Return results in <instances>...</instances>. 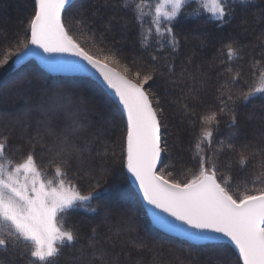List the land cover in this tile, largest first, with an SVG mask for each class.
Masks as SVG:
<instances>
[{"label": "trees", "instance_id": "1", "mask_svg": "<svg viewBox=\"0 0 264 264\" xmlns=\"http://www.w3.org/2000/svg\"><path fill=\"white\" fill-rule=\"evenodd\" d=\"M126 2L134 6L140 0ZM155 3L143 0V11L148 13ZM253 3L256 7H237L234 18L222 25L205 16L198 2L188 3L185 12L202 15L181 18L174 25L179 41L175 50L163 28L160 36L154 31L148 33L154 27L150 14L145 15L141 29L133 8L121 7L122 0H76L62 14L70 34L90 54L137 83L145 75L152 76L142 86L153 100L161 123L163 157L158 174H171L170 178L180 182L191 179L199 167L198 138L202 128L210 127L214 132L211 146L202 143L199 155L216 161L218 181L230 180L232 188L239 190L264 187L256 181L264 162V97L257 96L248 103L237 99L234 126L227 114L218 115V128L202 123L205 115L219 113L220 100L229 94L236 99L250 87L264 86L260 77L264 72V0ZM20 5L25 8L23 14L17 12ZM94 10L99 19L94 18ZM32 15L33 0H0V61L7 56V63L0 64V142L7 137L6 154L14 163L33 154L45 181L56 182L60 167L81 194L96 188L97 180L99 189H107L101 199L90 204L96 212L80 209L61 214L63 227L75 230L78 239L74 246L61 249L57 264H242L229 244L193 245L166 236L150 224L126 172L125 117L98 83L83 77H52L33 61L22 66L14 63L12 53L27 43L24 29ZM144 34L148 38L142 41ZM229 45L236 53L231 59ZM53 86L70 89L84 101L85 128L70 136L78 145L88 144L89 151L82 160L69 161L57 154L55 138L39 122L42 118L38 114L33 113L23 123L15 121L22 106L17 89L35 95L37 89ZM67 123L63 115L51 118L57 131ZM98 129L103 130L99 139ZM254 152L259 154L252 155ZM102 167L108 169L103 175ZM21 250L22 246L15 252L0 250V264H29L27 254L18 255ZM104 252L102 261L100 254Z\"/></svg>", "mask_w": 264, "mask_h": 264}, {"label": "snow or ice", "instance_id": "2", "mask_svg": "<svg viewBox=\"0 0 264 264\" xmlns=\"http://www.w3.org/2000/svg\"><path fill=\"white\" fill-rule=\"evenodd\" d=\"M190 2L195 3L196 0H156L155 6L149 8L148 13L143 11V0L134 6L122 0L121 7L133 8L141 29L145 15L150 14V23L154 27L148 33L154 31L160 36L163 28L175 50L179 41L174 33V25L181 18H200L202 15L196 11H184ZM73 6V0H33V15L24 29L27 43L19 51L12 53L15 57L14 63H21L30 56H38L52 70H87L79 61L61 58L63 54H68L80 58L95 69L119 98L126 113L125 166L138 183L147 204L166 214L154 213L156 222L193 240L220 239V236L211 234H222L238 249V259L243 264H264V187L239 190L232 188L230 180L218 181L216 161L207 155H199L202 143L207 142L211 146L214 132L210 127L202 128L198 138L196 158L199 167L191 179L180 182L170 178L171 174H158L156 166L162 152L161 123L158 110L153 107V100L142 86L152 76L145 75L140 83H133L114 67H110L108 62L86 51L73 38L64 22L62 14ZM237 7L250 8L256 5L253 0H214V20L221 25L229 23L234 18ZM147 38V34L142 35V41ZM228 48L231 59L236 53L231 45ZM6 63L7 56L0 61V64ZM136 75L139 77L140 74ZM260 77L264 83V72L260 73ZM223 87L222 85L221 88ZM16 94L20 95L22 106L15 121L23 123L33 113L38 114L42 118L39 122L55 138L57 154L65 155L69 161L72 158L82 160L84 153L89 151L88 144L78 145L70 136L85 128L83 121L86 119V109H82L84 101L70 89L61 86L39 88L35 95L17 89ZM257 96L264 97V86L250 87L236 99L229 94L226 100H220L219 113L205 115L202 123L216 124L218 128V115L227 114L234 126L237 99L248 103ZM156 104H159L158 99ZM60 115L68 123L61 131H57L51 125V118ZM102 132V129H98L97 139ZM3 140L4 142H0V250L15 252L18 246H22L18 255L27 254L30 257L29 264H57L61 249L74 246L78 239L75 230L63 227L61 214L66 215L80 209L96 212L90 204L93 200L101 199L107 189H99L100 181L97 180L96 188L87 195L81 194L78 187L66 179L67 173L60 167L56 169V182L45 181L36 166L33 154L29 153L22 162L14 163L6 154L7 137ZM224 143L221 141V146ZM227 147L231 148L232 145L228 144ZM244 162L245 157L242 155L240 163ZM261 169L256 181L264 184V180L260 179L264 177V162L261 163ZM107 171L103 167L100 169L101 175ZM100 258L105 260L106 252L101 253Z\"/></svg>", "mask_w": 264, "mask_h": 264}, {"label": "water", "instance_id": "3", "mask_svg": "<svg viewBox=\"0 0 264 264\" xmlns=\"http://www.w3.org/2000/svg\"><path fill=\"white\" fill-rule=\"evenodd\" d=\"M75 1L76 0H73V3ZM38 51L42 52V50H38ZM61 58L64 60H67V61H79L81 64L85 65L87 70L86 71L52 70L51 68H49V66L47 64L43 63L39 59L38 56H30V57L26 58L23 62L16 63V65L22 66V65L28 63L29 61H33L36 64V66H38L42 71H44L46 74H48L52 77H76V78L83 77V78H88V79L95 81L117 103V105L119 106L120 110L122 111V113L125 117L126 123H127L126 113L124 112L123 106L119 103V98L117 96H115L114 92L110 88H108L106 83L103 81V78L100 76V74L95 69L91 68L90 65H87V63L85 61H82V60H80V58L72 56V55L63 54ZM109 66L112 67L111 65H109ZM115 70L118 71L117 69H115ZM118 72H120V71H118ZM120 73L122 75H124L122 72H120ZM126 77L128 79H130L128 76H126ZM130 80H132V79H130ZM132 82L136 83L134 80H132ZM146 94H147V92H146ZM161 148H162L161 157H160V160L157 162V166H156L157 173H158V170H159L160 165L162 163V157H163L162 141H161ZM126 172H127V169H126ZM127 174H128V178H129V181H130L132 187L134 188V190L136 191V193L138 195V198L140 200L142 208L145 211L150 224L156 230L160 231L162 234H164L166 236L176 238L178 240L185 241V242H188V243L193 244V245L229 244L235 249V251L237 252V254L239 256L238 249L235 247V245L227 237H223L222 234H215V233L211 234L212 236H220L221 237L220 239L193 240V239H190L187 236L183 235L180 232L170 231L167 228L163 227L161 224L157 223L156 220L154 219L153 214L154 213H159L160 215H166V214L160 213L158 209H155L152 206L147 204V202L143 199L142 193L139 190L138 183L135 182L134 178L131 176L130 173L127 172ZM169 219H171V218L169 217ZM241 262H242V260H241ZM242 264H243V262H242Z\"/></svg>", "mask_w": 264, "mask_h": 264}, {"label": "rangeland", "instance_id": "4", "mask_svg": "<svg viewBox=\"0 0 264 264\" xmlns=\"http://www.w3.org/2000/svg\"><path fill=\"white\" fill-rule=\"evenodd\" d=\"M196 2H198L200 5H201V7H202V10H203V13H204V15L205 16H207L208 18H211V19H214L213 18V14H212V9H213V7H214V0H196ZM20 10L19 11H17V12H22V14H23V12H24V10H25V8H24V6L22 7V5H20V8H19ZM16 10H18L17 8H16ZM95 12H96V14H93V16H94V18H96V19H99L100 18V15L98 14V12H97V10H94ZM110 65V64H109ZM112 67H114L113 65H111ZM115 69H116V67H114ZM118 70V69H117ZM119 71V70H118ZM120 72H122V71H120ZM123 73V72H122ZM124 75H126L125 73H123ZM127 76V75H126ZM130 78V77H129ZM131 79V78H130ZM137 83V82H136ZM8 84L9 83H7V84H5V85H2L1 87L2 88H4V87H7L8 86ZM8 114H10V113H8ZM8 114H4V117H7V115ZM110 117H113L114 118V115L113 114H111V116ZM101 119V118H100ZM110 120H111V118H110ZM161 166V165H160Z\"/></svg>", "mask_w": 264, "mask_h": 264}]
</instances>
